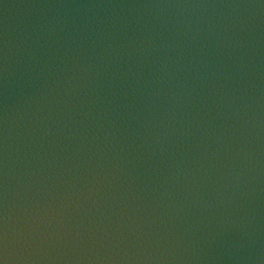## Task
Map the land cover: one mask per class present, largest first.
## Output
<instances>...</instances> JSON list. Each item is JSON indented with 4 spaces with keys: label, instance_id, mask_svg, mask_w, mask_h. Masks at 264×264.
<instances>
[{
    "label": "water",
    "instance_id": "95a60500",
    "mask_svg": "<svg viewBox=\"0 0 264 264\" xmlns=\"http://www.w3.org/2000/svg\"><path fill=\"white\" fill-rule=\"evenodd\" d=\"M0 264H264V0H0Z\"/></svg>",
    "mask_w": 264,
    "mask_h": 264
}]
</instances>
